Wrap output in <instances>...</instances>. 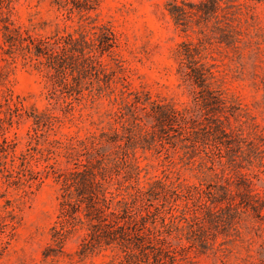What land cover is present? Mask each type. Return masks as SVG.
<instances>
[{"label":"clouds","instance_id":"clouds-1","mask_svg":"<svg viewBox=\"0 0 264 264\" xmlns=\"http://www.w3.org/2000/svg\"><path fill=\"white\" fill-rule=\"evenodd\" d=\"M0 264H264V0H0Z\"/></svg>","mask_w":264,"mask_h":264}]
</instances>
